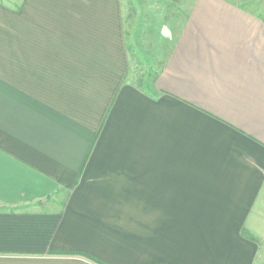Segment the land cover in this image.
Instances as JSON below:
<instances>
[{
    "label": "crops",
    "instance_id": "1",
    "mask_svg": "<svg viewBox=\"0 0 264 264\" xmlns=\"http://www.w3.org/2000/svg\"><path fill=\"white\" fill-rule=\"evenodd\" d=\"M165 8L141 88L122 0H0V264L264 262V0Z\"/></svg>",
    "mask_w": 264,
    "mask_h": 264
},
{
    "label": "rangeland",
    "instance_id": "2",
    "mask_svg": "<svg viewBox=\"0 0 264 264\" xmlns=\"http://www.w3.org/2000/svg\"><path fill=\"white\" fill-rule=\"evenodd\" d=\"M170 0H122L126 25V45L130 56V77L138 87H148V67L161 64L168 51L172 35L162 30L163 16L177 20L166 12ZM175 22V21H174ZM168 46V47H167ZM261 260V257H260ZM262 264L264 262L262 261Z\"/></svg>",
    "mask_w": 264,
    "mask_h": 264
}]
</instances>
